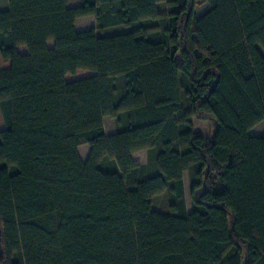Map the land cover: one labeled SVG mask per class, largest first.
Listing matches in <instances>:
<instances>
[{
    "label": "trees",
    "instance_id": "trees-1",
    "mask_svg": "<svg viewBox=\"0 0 264 264\" xmlns=\"http://www.w3.org/2000/svg\"><path fill=\"white\" fill-rule=\"evenodd\" d=\"M80 1L0 11L1 264H264V0Z\"/></svg>",
    "mask_w": 264,
    "mask_h": 264
},
{
    "label": "rangeland",
    "instance_id": "rangeland-1",
    "mask_svg": "<svg viewBox=\"0 0 264 264\" xmlns=\"http://www.w3.org/2000/svg\"><path fill=\"white\" fill-rule=\"evenodd\" d=\"M3 1H5V8L7 7V0H0V11L1 10H4L3 9ZM208 8V5L201 2V1H198L196 6H195V12L197 14V16L201 15L203 12H205V10ZM158 10L165 14L166 13V8H165V5L163 3H160L158 4ZM88 22L87 23H91L90 25H93L94 21L95 20H87ZM86 28H88V25H85ZM111 32H118L116 30H111V31H106V32H103V34H110ZM51 43H49V47H51ZM22 53L23 51L20 50ZM8 64L6 63H3L0 59V69H4V68H7ZM95 74L91 73V72H88V71H77L76 74L74 76H71V75H68L66 76V81H70V82H73V81H79V80H82V79H85V78H89V77H93ZM204 123V124H203ZM196 122V125L197 127H200V128H197L198 131H200L201 133H203L204 135H206L208 138L211 137L212 135V132H213V126L210 125L208 122ZM103 126H104V130L109 132L110 128L112 129V126H113V120L111 118H107L105 119V122L103 121ZM4 129V123H3V120H2V117L0 115V130H3ZM106 133V132H105ZM264 133V122L261 123V124H258L257 126H255L251 131H250V136H260L261 134ZM108 135V133H106ZM86 150H88V148H85ZM82 151H84V148H82L80 150V152L82 153ZM166 201L164 198L162 199H156L153 201V209L155 211H161V212H167V203L164 202ZM186 207H187V210L190 211L191 209V200H190V197H189V193L186 192Z\"/></svg>",
    "mask_w": 264,
    "mask_h": 264
},
{
    "label": "crops",
    "instance_id": "crops-1",
    "mask_svg": "<svg viewBox=\"0 0 264 264\" xmlns=\"http://www.w3.org/2000/svg\"><path fill=\"white\" fill-rule=\"evenodd\" d=\"M66 1H67L68 8H75V7L80 6V4H81V1L80 0H66ZM4 2L5 1H3V9H6ZM87 20H95V18L94 17H86V18H80V19L76 20L75 28H76V30L78 32L87 31V30L93 29L95 27V21H94L93 25H90L91 23H87L88 22ZM85 25H88V28H86ZM111 30H114V29H110V30H106V31H111ZM116 30H118V29L116 28ZM106 31H104V32H106ZM20 50H22L23 53ZM18 52L20 54H25L26 51H25V48L20 47V48H18ZM67 82H70V81H67ZM107 118L108 117H105L103 119V121L105 122V119H107ZM197 121L198 122H201V123L204 122V121H199L197 119H193L194 130L197 133L201 134L204 138H208L206 135H204L203 133H201L200 131H198L197 128H200V127H197V125H196V122ZM205 122H207V121H205ZM208 123L211 125L210 122H208ZM115 131H116L115 122L113 120L112 129L110 128L109 132H107V131H105V132L108 133V135L106 134L107 136H111V135H113L115 133ZM82 148H84V151H82V153H81L80 150ZM85 148H88V150H86ZM89 153H90V147L88 145H82V146H80L78 148V154H79V157L82 160V162H86V160H87V158L89 156ZM131 159L137 165H146L147 164V152L146 151H140V152L133 153L131 155ZM183 187H184L185 202H186V192L189 193V180H188V174L187 173H184L183 174ZM159 198L160 199L164 198L166 200L164 202L167 203V196H166L165 193H163V194L158 195V196H155V197H153L151 199L152 207H153V201L156 200V199H159ZM158 212H161V211H158ZM161 213H164V212H161Z\"/></svg>",
    "mask_w": 264,
    "mask_h": 264
},
{
    "label": "water",
    "instance_id": "water-1",
    "mask_svg": "<svg viewBox=\"0 0 264 264\" xmlns=\"http://www.w3.org/2000/svg\"><path fill=\"white\" fill-rule=\"evenodd\" d=\"M2 254H3V251H2V242H1V227H0V264H1V258H2Z\"/></svg>",
    "mask_w": 264,
    "mask_h": 264
}]
</instances>
